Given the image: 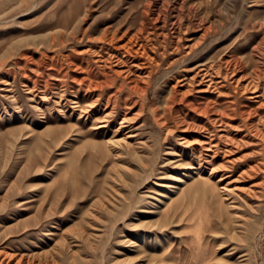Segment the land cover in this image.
I'll list each match as a JSON object with an SVG mask.
<instances>
[{"label":"rangeland","instance_id":"374dc122","mask_svg":"<svg viewBox=\"0 0 264 264\" xmlns=\"http://www.w3.org/2000/svg\"><path fill=\"white\" fill-rule=\"evenodd\" d=\"M32 249L264 264V0H0V251Z\"/></svg>","mask_w":264,"mask_h":264},{"label":"bare ground","instance_id":"6f19581e","mask_svg":"<svg viewBox=\"0 0 264 264\" xmlns=\"http://www.w3.org/2000/svg\"><path fill=\"white\" fill-rule=\"evenodd\" d=\"M179 30V29H178ZM182 33V32H180ZM179 33V35H180ZM162 37V36H161ZM177 37V36H176ZM146 39V38H145ZM107 40V39H106ZM110 41H108L109 43ZM177 43V42H176ZM152 57V56H151ZM71 61V60H70ZM219 64V63H218ZM204 68V67H202ZM232 68V67H231ZM236 69V68H235ZM233 70V72H235L236 70ZM200 74V73H199ZM193 75V74H192ZM237 76V75H236ZM175 78H177L175 76ZM207 80V79H206ZM193 83V82H192ZM205 89V88H204ZM128 117V116H127ZM168 118V117H166ZM123 119V118H122ZM126 118L123 119V121ZM165 120V119H164ZM184 127V126H183ZM182 128V127H180ZM187 128H189V126H187ZM124 130V125L123 122L120 123V126L118 128V130ZM126 135V134H125ZM124 139V138H123ZM206 148V147H205ZM224 189H227L226 187ZM4 251V249H3ZM2 251V252H3ZM23 251V250H22ZM0 251V264H60V262H58L57 258L55 257V255L49 251H36L35 249H32L30 251L27 252H8L5 251L4 253H2Z\"/></svg>","mask_w":264,"mask_h":264}]
</instances>
